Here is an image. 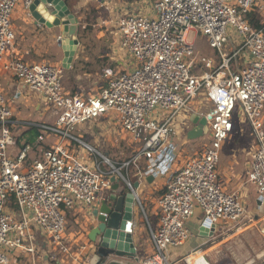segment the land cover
Wrapping results in <instances>:
<instances>
[{"label": "built area", "instance_id": "2783aa9c", "mask_svg": "<svg viewBox=\"0 0 264 264\" xmlns=\"http://www.w3.org/2000/svg\"><path fill=\"white\" fill-rule=\"evenodd\" d=\"M32 1L0 0V66L15 40L11 16L19 4L27 8ZM154 11V17L125 14L112 21L119 57L115 67L102 70L106 83L96 95L67 93L62 66L6 61L4 70L54 108L56 120L37 126L39 144L48 135L55 142L31 159L32 146L17 147L15 113L0 82V264H10L12 254L27 264H38L45 255L51 259L72 255L66 212L79 208L90 213L97 208L108 198L104 199V192L111 188V177L121 179L135 194L123 172L143 157L151 162L144 174L151 168L160 174L167 150L168 161L169 157V162L176 161L179 155L172 139L189 130L193 114L210 117L205 135L212 140L201 153L166 172L165 189L157 201L158 227H149L153 253L140 264H173L168 250L189 241L187 223L196 210L203 222L228 229H237L246 219L243 200L225 191L217 172L237 108L253 136L246 180L264 201V21L255 29L247 17L249 13L264 17V0H157ZM228 27L240 36L231 53L222 50ZM190 32L205 36L218 52L216 67L202 59L207 71L190 70L186 59L195 56ZM240 55L243 65L238 64ZM19 95L16 92L13 100ZM200 95L206 100L207 114L199 109L192 112L190 103ZM112 114L120 130L139 144L133 158L116 166L72 133L75 125L110 120ZM133 230V221H127L125 233ZM77 250L73 260L82 253L85 259L86 246Z\"/></svg>", "mask_w": 264, "mask_h": 264}, {"label": "crops", "instance_id": "0c3cea01", "mask_svg": "<svg viewBox=\"0 0 264 264\" xmlns=\"http://www.w3.org/2000/svg\"><path fill=\"white\" fill-rule=\"evenodd\" d=\"M28 8L29 7L26 8L24 5L19 4L11 16L10 25L15 34V41L13 42V45L8 51L6 57L1 62L0 77L1 75H4V78L2 79H4L3 85L6 92H13L10 97L11 102L19 100L22 95H24V98L28 97L27 94H31L29 95V100L27 101L29 105L32 104V102H35L34 114L27 113V115H25L24 112L22 116H14L16 122L15 129L16 132H18L16 137L17 147H21L22 145L32 146L33 150L30 153V158L34 159L40 156V149H45L54 144L55 137L48 135L45 137L44 142L39 144L37 142V138L34 139L27 131L32 126H38L40 124H53L56 120V112L48 114L46 112L48 106L42 101L41 97L30 92L15 77L4 70L6 61L8 59H20L27 63L29 61H35L41 56L40 53L43 52L45 45L42 41L48 39L49 37H53L54 35L56 36V46L63 56L59 65L63 67V74L65 71L71 70L72 64L76 61H78V65L83 64L87 67L92 61H90V56L87 54L89 51H87V45L83 42L81 43L77 35L78 42L81 44H78L75 49V54L70 67L66 68L64 63L65 51L62 47L63 45L68 47V44L62 43V39L61 41H58V38L60 36L62 37L59 27L47 28L44 25L38 24L31 16ZM70 11L78 19L79 27L80 23L83 21H81V17L77 15L78 13L75 12V6ZM110 28H112V24L110 25ZM106 30L108 35L105 43H107L110 48H108L107 53L101 58L103 64L102 69L115 67L119 57L115 54L117 38H115L114 32L111 29L109 32L108 29ZM69 48H71V46H69ZM21 88H24V90ZM16 92H20V95L17 99L13 100V96ZM24 102L27 103L26 100ZM262 114L264 123V110ZM191 116H189V121ZM193 127L194 125H192L188 131L192 130ZM91 128L92 127L89 126V129ZM233 134H241V137L237 138V149L234 151L233 158L228 162L227 166L220 168L219 170L217 167V172L219 180L225 191L229 193H240V196L245 204L246 219L243 220L240 223V226L234 231H229L228 226L224 224H218L214 227L213 234L210 236L212 233L211 228H207L206 230L201 229V225L203 224V215L200 210H196L193 217L187 223L191 237L187 243L178 247L177 251L176 249L173 250V253L171 254V261L173 264H192L193 260L201 255H204L211 264H264V210L262 212V206L257 205L258 194L255 186L250 183L242 182V177L245 172H247L250 163L249 155L253 145V136L250 132L249 126L248 136L246 139H241L242 132H240V130L235 129ZM197 139L198 138L188 140L193 141ZM172 144L174 145V150H178V147H180V145L176 144L174 141H172ZM138 149L139 146L132 153L131 158L134 157L135 152H137ZM166 152V155L162 159L164 163L161 164L159 171L160 174L156 171L153 172L152 168L149 170L150 172L148 174H144L151 162H148L143 157L138 158L134 164H131L130 167L123 172L124 174H127L128 179L133 185L136 182L139 183L138 188L135 191L136 204H134L131 218L134 227L131 235L136 248L137 260L130 262V264H140L153 253L154 248L149 227L153 230L158 227L157 201L165 189L167 182L166 172L177 168L182 162L181 160L184 159L178 157L176 161L169 162L171 159V157H169L168 161L170 150H167ZM150 176L151 178L147 180V177ZM117 180H119L120 186L124 188L125 192H128L129 189L123 181L119 178H116V182ZM113 185L114 183H112L111 186ZM111 188L109 190H105L104 199L113 194ZM146 212L148 214H146ZM256 213L259 214L258 217L255 215ZM87 214L88 212L86 210L79 208H74L66 212V220L68 222L69 219L72 220V226L66 229V236L69 239L68 245L72 255L67 256L57 254L55 259H51L45 255L38 260V264H88V261L83 257V253L77 261H74L72 257L77 253V249L80 245L86 244V248L89 249V242L87 239L88 230L84 225V221L88 216ZM249 219L252 220L248 221ZM144 227L146 228L144 229ZM146 229L147 231H145ZM14 255L15 254L10 255V264H27L23 257H14Z\"/></svg>", "mask_w": 264, "mask_h": 264}, {"label": "rangeland", "instance_id": "374dc122", "mask_svg": "<svg viewBox=\"0 0 264 264\" xmlns=\"http://www.w3.org/2000/svg\"><path fill=\"white\" fill-rule=\"evenodd\" d=\"M156 1L157 0H77L76 4L74 5L75 12L81 17V21H83L82 23L84 26H91V30L86 32L82 42L87 45V51L89 50L87 54L90 56V61L92 62L88 67L86 65L79 64L78 69L75 72H71L70 70L65 71L61 79L64 90L70 95L72 93L73 95L83 94L85 97L98 94L106 83V80L101 77L103 70L101 58L107 53L108 48H110V46L105 43L108 35L106 29H108V32L110 29L114 32V28H110L112 21L125 14H149V17H154V4ZM253 17L260 22L264 21V17L261 15L255 14ZM227 34V41L224 44L222 50L226 53H231L238 47L240 36H238L231 27H228ZM55 39L56 36L54 35L53 37L43 40L42 43H44L45 46L43 48V52L40 53L41 56L35 61H29L28 63L42 62L46 64L60 65V61L63 56L56 46ZM188 39L194 45L195 56L194 60H191L190 58L186 59V63L189 64V68L194 74H200L202 69L207 71L206 62H202V59L211 61V66L213 68L220 63V56L218 52L209 47L208 40L205 36L190 32ZM79 44L81 43L79 42ZM238 64L243 65V55L238 57ZM2 78H4V75H1L0 81L6 98L10 106L12 105L13 110L15 111V115L22 116L24 112L25 115H27V113L34 114L35 102H32L30 105L27 102L29 100V95L31 94H27L28 97L25 98L24 95H22L19 100L11 102L10 97L13 92H6V89L3 85L4 79ZM21 89L24 90V88ZM23 99H25L27 103H25V100ZM190 106L192 112L199 109L205 114L208 113L206 100L202 95L198 96V98L192 101ZM55 111L56 110L54 108L48 106L46 112L48 114H52ZM105 119H108V117ZM105 119H100L93 123H86L82 126L75 125L72 133L80 137L85 143L93 147L98 153L104 156L107 154L111 164L116 166L121 163H125L131 158L132 153L136 150L139 144L134 143L128 133L122 132L120 130V126H118V123L116 122L117 116L115 114H112V116L109 117L111 121L113 120V122L110 123L111 125L109 124L110 120ZM185 120L187 122V119ZM232 123L235 129L242 132L241 139H246L248 136V123L246 122L244 116L240 114V110L238 108L233 115ZM187 124L189 123L187 122ZM89 126L94 128L89 129ZM188 126H192L191 122ZM234 131L232 130L229 137L222 144L218 170L227 166L228 162L233 158L234 151L237 149V138H240L241 134L235 135L233 134ZM17 135L18 132H16V137ZM211 140L212 138L210 135H204L197 140L192 141L188 140L185 137V134L182 133L178 136V138L176 137L172 141L180 145L177 150L178 154L180 155L179 157L186 158L188 156L201 153L202 150L210 144ZM242 180L243 183H247L246 172L243 175ZM235 193L240 196L239 192ZM258 213L255 214L257 217L259 216ZM146 214L148 213L146 212ZM251 220L252 219H249L248 221ZM71 223V219H69V222L66 220V229L72 226ZM145 228L146 227H144V229ZM234 230L235 228L233 227L229 228V231ZM145 231H147V229ZM82 246H86V244H83ZM174 249L177 251L178 248H169V254H172ZM84 251L87 252V250Z\"/></svg>", "mask_w": 264, "mask_h": 264}, {"label": "water", "instance_id": "95a60500", "mask_svg": "<svg viewBox=\"0 0 264 264\" xmlns=\"http://www.w3.org/2000/svg\"><path fill=\"white\" fill-rule=\"evenodd\" d=\"M102 1V0H101ZM29 12L33 19L47 28L59 27L62 35V43L65 51V67L69 68L79 42L77 39L78 19L71 13L65 0H33L29 5ZM71 46V48H69ZM210 117L201 118L197 114L190 117L193 129L186 133L188 139H196L207 132V120ZM107 157V154L105 155ZM151 178L147 177V180ZM113 194L102 200L98 208L88 213L85 219V228L88 230L87 239L89 249L85 259L88 264H130L136 261V248L132 235L125 233L126 222L131 220L135 202V194L132 191L125 192L120 186L119 180L111 177ZM138 182L133 188H138ZM117 192V193H116ZM257 205L264 210V201L257 200ZM203 230L211 228L212 236L214 225L203 222ZM264 234V231H263ZM253 261V260H252ZM192 264H211L201 255L193 260Z\"/></svg>", "mask_w": 264, "mask_h": 264}, {"label": "trees", "instance_id": "16d2710c", "mask_svg": "<svg viewBox=\"0 0 264 264\" xmlns=\"http://www.w3.org/2000/svg\"><path fill=\"white\" fill-rule=\"evenodd\" d=\"M66 4L68 5L69 9L72 10V8L74 7V5L76 4L77 0H65ZM78 15V14H77ZM254 15L249 13L247 15L248 19L250 20L251 25L253 26V28L255 29H260L262 27L261 22L257 19H254L253 17ZM85 22V21H84ZM91 30V26H84L83 23H80L79 27H78V38L80 40V42L82 43L83 38L86 35L87 31ZM78 69V61H76L75 63L72 64L71 66V72H75ZM73 95V93L71 94ZM34 139H36L39 135V129L37 126H32L30 127V129H28V131Z\"/></svg>", "mask_w": 264, "mask_h": 264}]
</instances>
